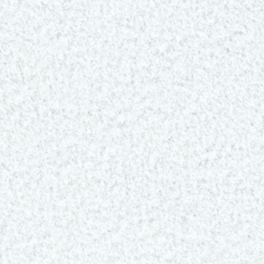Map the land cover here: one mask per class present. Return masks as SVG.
Wrapping results in <instances>:
<instances>
[{"label": "snow or ice", "instance_id": "snow-or-ice-1", "mask_svg": "<svg viewBox=\"0 0 264 264\" xmlns=\"http://www.w3.org/2000/svg\"><path fill=\"white\" fill-rule=\"evenodd\" d=\"M0 264H264V0H0Z\"/></svg>", "mask_w": 264, "mask_h": 264}]
</instances>
